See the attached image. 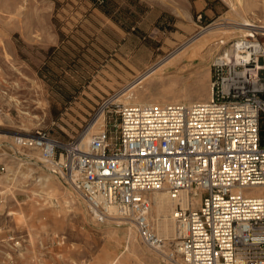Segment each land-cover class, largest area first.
<instances>
[{
  "label": "rangeland",
  "instance_id": "374dc122",
  "mask_svg": "<svg viewBox=\"0 0 264 264\" xmlns=\"http://www.w3.org/2000/svg\"><path fill=\"white\" fill-rule=\"evenodd\" d=\"M250 32L264 41V0H0V264H180L124 219L83 217L85 203L20 154L2 158L17 134L114 129L116 109L101 106L118 91L119 105L207 101L211 59Z\"/></svg>",
  "mask_w": 264,
  "mask_h": 264
},
{
  "label": "built area",
  "instance_id": "2783aa9c",
  "mask_svg": "<svg viewBox=\"0 0 264 264\" xmlns=\"http://www.w3.org/2000/svg\"><path fill=\"white\" fill-rule=\"evenodd\" d=\"M231 42L210 62L207 101L119 105L85 151L47 131L17 135L3 156L37 166L88 204L97 223L124 219L140 242L180 264H264V41ZM6 155V156H5ZM10 157V158H9ZM5 165L0 161V174ZM153 193L173 206L174 237L150 216ZM171 249L165 250V246Z\"/></svg>",
  "mask_w": 264,
  "mask_h": 264
},
{
  "label": "bare ground",
  "instance_id": "6f19581e",
  "mask_svg": "<svg viewBox=\"0 0 264 264\" xmlns=\"http://www.w3.org/2000/svg\"><path fill=\"white\" fill-rule=\"evenodd\" d=\"M240 2H241V0H238V3L239 4H240ZM234 26H237V29H238V26L241 27L242 25L235 24L232 27L235 28ZM243 28L245 30V27H243ZM177 55H179V54H177ZM174 58H175V56H174ZM145 73L146 72H144V74ZM148 74H150V73H148ZM141 79H143V77ZM120 95H122V94H120ZM14 101H15V103H18L16 100H14ZM135 105H140V104H135ZM23 114H28V113L23 112ZM101 118H102V116L99 115V117L97 118V120H99V121H97V122H100L101 121ZM26 133H21L20 135H27ZM0 135H4V134L1 133ZM17 135H19V134H17ZM90 138H91V133L89 134V138L88 139L85 136H83V135L80 137L79 143H78V147H79L80 151H85V149L87 148V145L89 143ZM8 176H10V174ZM33 180L36 181L37 184L40 181L39 179H36V178L33 179ZM43 181H45L47 183L48 182V179L47 178H44ZM257 191L260 192L262 195H264V187L263 188H259ZM31 194L32 195L39 196V197L42 196L41 193H38L35 190L34 191H31ZM152 199H153V205H152V207H153V210L155 212L154 220H155V227H156L157 233H158V235L161 238L167 239L168 241H171L173 239V237H174V223H173V219H172V209H173V206L170 203L169 197L165 193H153ZM151 213H152V208H151L150 216H151ZM80 214H82L83 217L90 216V217L93 218V211L91 210V208L89 207L88 204H85V206L80 211ZM115 219H117V218H115ZM125 224H128V223L125 222ZM173 261H174V264L178 263L177 260H173Z\"/></svg>",
  "mask_w": 264,
  "mask_h": 264
}]
</instances>
